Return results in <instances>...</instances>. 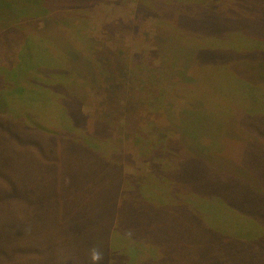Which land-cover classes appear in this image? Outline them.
I'll list each match as a JSON object with an SVG mask.
<instances>
[{"label": "rangeland", "instance_id": "1", "mask_svg": "<svg viewBox=\"0 0 264 264\" xmlns=\"http://www.w3.org/2000/svg\"><path fill=\"white\" fill-rule=\"evenodd\" d=\"M28 1L0 0V264H264V0Z\"/></svg>", "mask_w": 264, "mask_h": 264}, {"label": "trees", "instance_id": "2", "mask_svg": "<svg viewBox=\"0 0 264 264\" xmlns=\"http://www.w3.org/2000/svg\"><path fill=\"white\" fill-rule=\"evenodd\" d=\"M37 1L38 0H29L28 2L32 5V4H35V3H37ZM2 5H4L3 3H0V7L2 6ZM213 19H215V17L213 18ZM210 48V47H209ZM211 49V48H210ZM207 50V52L208 53H213L214 51H218L219 52V50L220 49H215V48H212L211 50ZM5 114H7V113H5ZM0 115L1 116H3L4 118H0V120H1V123H0V126H4L5 124H7V123H12V124H14L13 122H18V121H11V119H9L8 117H5L4 116V113L3 112H0ZM248 117H249V119H253V117L251 116V115H249L248 114ZM95 123H96V120H95ZM238 123H240V124H243L242 123V119L241 118H238ZM250 124H252V125H254V126H258V122L256 121V118L254 119V120H250ZM27 127V126H26ZM261 127L264 129V125H261ZM61 135H63V134H61ZM61 135H58L59 137L61 136ZM261 136H263V134L261 133L260 134V137ZM68 137H70V136H68ZM260 137H258V132H257V134L254 136V138L252 139V140H255V141H253L254 142V144L255 145H257V146H262V145H264V139H261ZM73 138V137H72ZM43 140V137L42 138H38V139H36L34 136H31V144H30V146L31 147H35V145L38 147V150H39V152L40 153H43V152H41L42 151V149L40 148L41 146H42V144H41V141ZM248 139H246V140H244V141H247ZM258 140V141H257ZM57 141L58 142H60V140L59 139H57ZM57 142V143H58ZM91 146V145H90ZM95 147V148H94ZM86 148V151H88L89 153H94V154H97L98 155V153H96V151L95 150H91V149H89V148H87V147H85ZM91 148L92 149H96L97 148V146L96 145H94L93 144V146H91ZM147 201V200H146ZM149 202V201H148ZM147 203V202H146ZM143 204H145V202H143ZM159 206H161V205H159ZM163 206H167V205H164L163 204ZM263 245H264V243H262Z\"/></svg>", "mask_w": 264, "mask_h": 264}, {"label": "clouds", "instance_id": "3", "mask_svg": "<svg viewBox=\"0 0 264 264\" xmlns=\"http://www.w3.org/2000/svg\"><path fill=\"white\" fill-rule=\"evenodd\" d=\"M101 258H102V253L98 249L93 248L91 250V260L93 264H97V262H99Z\"/></svg>", "mask_w": 264, "mask_h": 264}]
</instances>
